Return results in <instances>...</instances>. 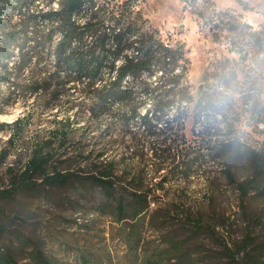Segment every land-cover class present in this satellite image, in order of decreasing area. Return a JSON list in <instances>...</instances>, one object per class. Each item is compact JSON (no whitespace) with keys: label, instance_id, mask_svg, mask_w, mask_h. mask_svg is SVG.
<instances>
[{"label":"rangeland","instance_id":"obj_1","mask_svg":"<svg viewBox=\"0 0 264 264\" xmlns=\"http://www.w3.org/2000/svg\"><path fill=\"white\" fill-rule=\"evenodd\" d=\"M212 1L214 10L183 0L133 5L163 38L182 46L180 82L194 96L203 84L198 134L191 117L184 129L182 119H166L157 124L164 133L146 131L139 115L153 106L150 100L128 119L118 101H106L97 122L81 115L66 130L67 152L96 139L103 156L117 160L119 188L148 194L141 220L102 211L99 188L83 174L54 186L38 177L34 188L0 198V264H264V0ZM2 17L9 23L18 13L7 8ZM109 76L105 67L104 82ZM183 104L175 101L168 116ZM27 111L31 115L15 123ZM55 114L0 81V188L9 166L24 167L33 140L54 136ZM182 133L190 142L185 149ZM163 138L165 160L158 155ZM50 151L59 158L64 148ZM58 165L80 171L73 159Z\"/></svg>","mask_w":264,"mask_h":264},{"label":"trees","instance_id":"obj_2","mask_svg":"<svg viewBox=\"0 0 264 264\" xmlns=\"http://www.w3.org/2000/svg\"><path fill=\"white\" fill-rule=\"evenodd\" d=\"M204 1L214 10L212 0ZM134 4L135 0H0V68L3 71H0V81H8L13 92L24 101L32 97L43 110L55 109V115L60 117L53 137L32 141L23 168L8 167V182L0 188V198L34 188L38 177L44 184L54 186L83 174L99 188L96 203L102 211L140 221L149 209L146 192L139 188L132 192L119 188L117 160L104 157L102 149L96 147V139L84 141L70 152L65 145L71 118L84 115L97 122L106 101H118V110L128 119L139 115L140 104L150 100L153 106L139 115L148 132L164 133L157 124L166 119H182L180 128L184 129L183 123L189 117L192 132H200L196 129L200 117L196 110L204 100V92L195 98L189 86L180 82L186 71L183 67L176 71L183 56L182 46L150 27L147 19L133 9ZM7 8L18 13L16 21L7 23L3 19ZM245 53L246 49H239L240 56ZM105 67L110 76L104 82ZM158 71V79L152 82ZM176 98L184 103L183 107L175 109L169 117ZM129 104L132 105L127 109ZM30 115L27 111L15 123ZM166 129L173 131L175 127L167 123ZM12 138L10 135L8 142ZM181 138L180 149H185L190 142L183 133ZM165 142L163 138L164 146L159 148L162 154H158L164 155L163 160ZM230 143L227 140L219 146L223 148ZM54 147L64 148V153L59 154L61 158L65 155L63 159L58 161L60 157L51 153ZM260 158L258 155L256 160ZM72 159L79 165V173L59 169V163Z\"/></svg>","mask_w":264,"mask_h":264},{"label":"built area","instance_id":"obj_3","mask_svg":"<svg viewBox=\"0 0 264 264\" xmlns=\"http://www.w3.org/2000/svg\"><path fill=\"white\" fill-rule=\"evenodd\" d=\"M183 5L187 7H192V6H207L204 0H183Z\"/></svg>","mask_w":264,"mask_h":264},{"label":"water","instance_id":"obj_4","mask_svg":"<svg viewBox=\"0 0 264 264\" xmlns=\"http://www.w3.org/2000/svg\"><path fill=\"white\" fill-rule=\"evenodd\" d=\"M202 89H203V84L200 83V84H199V87H198V93H197V95L195 96V98L198 97V96L200 95V93L202 92Z\"/></svg>","mask_w":264,"mask_h":264},{"label":"clouds","instance_id":"obj_5","mask_svg":"<svg viewBox=\"0 0 264 264\" xmlns=\"http://www.w3.org/2000/svg\"><path fill=\"white\" fill-rule=\"evenodd\" d=\"M218 87H222V86L218 84Z\"/></svg>","mask_w":264,"mask_h":264}]
</instances>
